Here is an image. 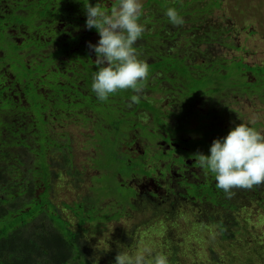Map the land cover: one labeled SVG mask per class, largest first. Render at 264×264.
I'll return each instance as SVG.
<instances>
[{"label": "trees", "instance_id": "trees-1", "mask_svg": "<svg viewBox=\"0 0 264 264\" xmlns=\"http://www.w3.org/2000/svg\"><path fill=\"white\" fill-rule=\"evenodd\" d=\"M232 1L235 11L241 2H247ZM223 3L182 0L178 10L184 23L172 24L177 28L175 34L164 35L161 28L156 33L144 31L134 45L138 58L149 68L140 93L117 91L106 102L96 100L97 104L92 96L82 98V103H66L61 97L57 115L35 105L0 108V264H97L95 250L90 248L99 243V226L133 213L142 218L148 212L156 218L152 225L141 220L136 229L141 233L126 231L120 249L102 256L115 261L120 251L134 255L131 247L139 235L138 243L146 248L137 251L146 253L149 260L163 254L168 264H264V185L250 191L234 189L233 198L227 199L210 172L204 170L205 178L198 181L186 175L184 157L169 139L156 133H142L138 138L152 143L164 140L170 149H147L142 158L137 155L134 160L119 151L133 141V136L122 132L126 120L120 110L124 107L148 108L156 115L163 99L204 93L205 89L229 98L239 89L241 71H264V64L250 65L242 56L226 58L230 51H247L232 39L239 30L234 23H224ZM213 15L219 16V22L211 21ZM249 32L254 33L253 29ZM262 35L264 40V28ZM93 73L92 66H87L79 77L83 90L89 88L92 95ZM195 82L200 89H191ZM69 108L73 111L67 115ZM67 123L83 132L73 137ZM57 127L63 131L53 132ZM79 146L93 148L95 159L83 156ZM184 155L194 156L189 151ZM162 163L165 169L160 167ZM133 172L156 181L161 193L148 190V196L157 198L155 203L142 195L135 205H127L135 190L129 187ZM63 178L64 183L58 185L56 181ZM67 189L74 193L70 202L62 200ZM68 212L73 214L72 221L62 217ZM176 237L186 240L188 247L177 245ZM180 246L184 251L177 249Z\"/></svg>", "mask_w": 264, "mask_h": 264}, {"label": "flooded vegetation", "instance_id": "flooded-vegetation-1", "mask_svg": "<svg viewBox=\"0 0 264 264\" xmlns=\"http://www.w3.org/2000/svg\"><path fill=\"white\" fill-rule=\"evenodd\" d=\"M86 2L87 0H0V108L6 105H18L21 108L35 105L41 109L46 107L51 115H57L61 97H64L65 102L71 100L74 103H82L81 100L91 98L90 89L87 87V90H83L79 77L87 66H92L94 72L98 70L95 53L87 45L89 42L97 44L100 37L95 29L88 30L85 27ZM98 2L109 12L114 3L117 4V0H89L93 6ZM140 3L142 10L138 22L144 26L145 33H156L161 28L164 35L171 32L175 34L177 28L170 23L165 13L168 8H175L180 14L178 6L182 0H140ZM180 16L183 18L181 14ZM241 73L245 81L242 79L239 89L233 90L229 98H222L211 89H205L204 93L207 91L208 95L196 91L184 97L180 95L163 99L162 109L156 115L148 108L139 110L135 106L128 109L124 107V110H120L125 114L126 120L122 132L133 136V141L129 142L132 145H124L119 151L127 159L134 160L137 155L142 158L147 149L158 146L170 149L164 140L152 143L138 138L142 133H156L169 139L172 148L177 150L179 156L184 157L186 175H191L195 181L205 178V171L199 168L193 156L185 158L184 152L189 151L192 155L202 152L206 155L207 152L210 153L213 140L226 137L232 128L243 123L240 119L242 113L228 108L230 104H238V100L248 102L250 107L262 105L260 108L264 115V101H259L260 97L264 98V71ZM159 85L163 86V81ZM223 99L226 102L220 103ZM92 100L93 103H98L94 97ZM150 103L155 104L153 101ZM72 111L69 108L66 114L70 115ZM155 119L157 123L154 122ZM246 122L249 127L261 132V121L254 119ZM165 125L170 127L169 130L164 129ZM116 137L119 138L117 134ZM154 162L157 163V160L154 159ZM160 167L163 168V163ZM149 169L148 166L144 170ZM142 177L147 176L140 173L131 175L129 187L135 190L128 198L127 205H135L142 195L146 196V200L156 202L157 198L148 196L150 186L139 185ZM153 187L152 191L161 193L157 185L154 184Z\"/></svg>", "mask_w": 264, "mask_h": 264}, {"label": "clouds", "instance_id": "clouds-1", "mask_svg": "<svg viewBox=\"0 0 264 264\" xmlns=\"http://www.w3.org/2000/svg\"><path fill=\"white\" fill-rule=\"evenodd\" d=\"M141 10L140 0H117L110 12L99 2L93 6L87 0L84 4L85 27L95 29L100 37L97 44L87 45L95 53L98 66L91 88L100 102H106L117 91H142L149 68L134 48L145 31L138 22ZM165 15L174 26L184 23L175 8H168ZM209 151L210 155L197 152L193 158L200 169L214 175L216 188L223 191L225 198H233L234 189L250 191L264 185V134L255 128L239 123L226 137L213 140ZM115 264H168V258L157 254L149 260L143 254L130 256L120 251Z\"/></svg>", "mask_w": 264, "mask_h": 264}, {"label": "rangeland", "instance_id": "rangeland-1", "mask_svg": "<svg viewBox=\"0 0 264 264\" xmlns=\"http://www.w3.org/2000/svg\"><path fill=\"white\" fill-rule=\"evenodd\" d=\"M223 1L224 3H223L222 9H225L226 11L223 13H226V16H227L224 18V23L225 22L226 23L229 22L232 24L234 23L237 26V30H239L238 32L239 34L237 33V35H232V39L235 40L236 45L244 47L247 51L246 53H244L243 51L233 50L227 53L226 58L230 59L231 57L242 56L245 58V62L249 63L250 65H256V64L263 65L264 64V40L262 38L263 37L262 31L264 28V0H247V2L245 3L241 2L239 4V8L237 9V11L233 9V5H236L235 2H233L232 0H223ZM211 21L219 22V16L213 15L211 17ZM202 28L204 29V27ZM252 29L254 33H252L251 35L249 30H252ZM196 88L198 89L201 88V85L198 84L197 82H195L194 85L191 86L192 90H195ZM92 97L98 100L95 93L94 95H92ZM229 101H231V99H229ZM225 102L226 100L223 99V101H221L220 103H225ZM247 103L248 102L246 101L238 100V104L236 105L230 104L228 108L230 110L231 109L238 110L240 113H242L240 115L241 117L240 119L243 121L244 124L248 123L246 121H249V120L251 121L254 119L261 121L262 122L261 134H264V115H263V109L260 108L262 105L255 104L250 107L248 106ZM67 125H69V123H67ZM68 128L71 129L72 133L74 134L73 137L78 136V134L83 132L82 129L79 130L74 125H71V126L69 125ZM57 131H61V129L57 127V130L55 132ZM79 149L81 150L83 156L92 155L93 158L91 160L95 159V151L93 148H90V147L85 148L84 146H79ZM103 149H105V147ZM115 153H117V155L119 154L117 149L115 150ZM108 158L112 160L113 156H108ZM76 160L79 162L78 159ZM91 160H89L87 163H90ZM163 169H165V167ZM142 179L143 180H141V182H138L140 186L143 185L146 187L150 186V188H155L153 187L155 182L151 178L142 177ZM65 180L66 179L64 178L63 180L58 179L56 182L59 185V183H62V182L64 183ZM71 191L72 190H68V189L64 190L63 195H65L66 197L62 199L63 201L70 202L73 199L72 195H74V193ZM108 200H110V203L115 202V201L114 202L112 201L113 198H108ZM56 204L59 205L58 203ZM62 217L66 221L67 220L72 221V219H74L73 214L71 212H68L66 214L62 213ZM141 220L148 221V227H149L155 222L156 218L151 216V212H148V214L146 213V215L142 218L140 214L133 213L129 217L126 216L118 220H111L109 223L106 222L102 224V226L100 225L97 231V235H96L99 243L97 244L96 248H90L92 250H95L94 258L97 264H115V261H113V259L102 256V253L105 252L107 254H112L114 252L113 249L121 247L120 246L121 236L123 234H127L126 231H128L129 233L130 232L132 233L133 231L134 234L141 233L142 230H139V232L138 231L136 232L138 224L140 223ZM151 232L153 231L150 230V233ZM136 237H138L137 243H135L134 246L131 247V251L132 252L136 251V252L132 256H135L140 253V251H137L138 249L141 250V249L146 248L144 243L142 242L138 243V240L141 238V236L138 235ZM180 238L176 237V239L174 240L175 243H177V245L185 243L186 244L185 247L187 248L188 247L187 241L183 240L182 238L180 239ZM101 243H105L107 246L102 245ZM180 247L182 250L180 248H177V249L180 251H184L183 246H180ZM143 255L146 256V253H144Z\"/></svg>", "mask_w": 264, "mask_h": 264}]
</instances>
